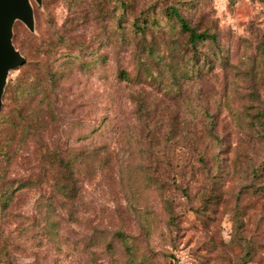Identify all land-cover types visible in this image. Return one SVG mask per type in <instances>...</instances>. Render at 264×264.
<instances>
[{
  "label": "rangeland",
  "instance_id": "374dc122",
  "mask_svg": "<svg viewBox=\"0 0 264 264\" xmlns=\"http://www.w3.org/2000/svg\"><path fill=\"white\" fill-rule=\"evenodd\" d=\"M31 4L0 109L9 173L45 147L92 158L72 202L50 196V235L16 239L38 219L35 189L0 202V264H264V0ZM173 9L210 37L191 42ZM19 106L28 127L12 131Z\"/></svg>",
  "mask_w": 264,
  "mask_h": 264
},
{
  "label": "trees",
  "instance_id": "16d2710c",
  "mask_svg": "<svg viewBox=\"0 0 264 264\" xmlns=\"http://www.w3.org/2000/svg\"><path fill=\"white\" fill-rule=\"evenodd\" d=\"M173 13L180 20L181 27L184 30L190 31L189 39L191 42L196 39H206L210 37L206 32L196 33L191 30L179 17L175 9H173ZM35 46L38 51L42 50L44 47L41 42L37 43ZM29 81L33 82V80L28 77L23 79L21 85L22 91L25 90L26 83ZM22 106H19L15 114H12L8 118V124L11 126L12 131L20 129L21 123L22 125L25 123V126L28 127L27 121L29 115ZM23 134L26 133L23 132ZM24 138H26V136ZM16 146L15 134H5L0 140V202H9L18 190L35 189L36 198H38V219H34L32 223L22 226L17 232L16 239L25 235L34 227H39L46 234L50 235L56 231V225H58L55 219L54 203L50 199V196L56 193L61 197V200H66L68 202L73 201L76 192L75 185L77 177L81 173L79 167L86 166L89 163L90 158H92L91 153L77 151L73 156L65 157L61 154L53 153L45 147V150L41 154L40 162L38 161V163L35 164L37 162V159H35L33 163L31 162L32 165L30 163L29 174L16 178L12 177L9 173V169L13 164V157L17 152ZM42 159L44 161H42ZM43 185H46L50 189L48 191L49 196L46 199H43L44 193H46V189L43 188ZM60 206L64 207L66 203H61ZM0 240H2L5 245L6 242H9L12 238L6 235Z\"/></svg>",
  "mask_w": 264,
  "mask_h": 264
},
{
  "label": "water",
  "instance_id": "95a60500",
  "mask_svg": "<svg viewBox=\"0 0 264 264\" xmlns=\"http://www.w3.org/2000/svg\"><path fill=\"white\" fill-rule=\"evenodd\" d=\"M35 1L41 4V0ZM16 20L23 22L29 31L33 32L34 15L31 0H0V109L9 70L25 63L24 56L12 42V28Z\"/></svg>",
  "mask_w": 264,
  "mask_h": 264
}]
</instances>
